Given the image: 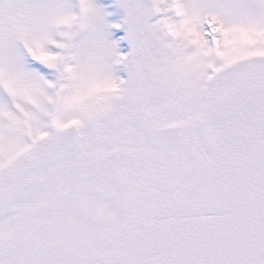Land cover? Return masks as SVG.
Masks as SVG:
<instances>
[{
	"label": "snow or ice",
	"instance_id": "6c2138e0",
	"mask_svg": "<svg viewBox=\"0 0 264 264\" xmlns=\"http://www.w3.org/2000/svg\"><path fill=\"white\" fill-rule=\"evenodd\" d=\"M0 264H264V0H0Z\"/></svg>",
	"mask_w": 264,
	"mask_h": 264
}]
</instances>
